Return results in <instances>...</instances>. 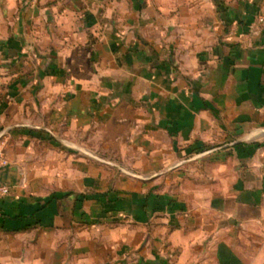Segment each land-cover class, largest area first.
<instances>
[{"label": "crops", "instance_id": "0c3cea01", "mask_svg": "<svg viewBox=\"0 0 264 264\" xmlns=\"http://www.w3.org/2000/svg\"><path fill=\"white\" fill-rule=\"evenodd\" d=\"M263 13L0 0V264H264Z\"/></svg>", "mask_w": 264, "mask_h": 264}, {"label": "built area", "instance_id": "2783aa9c", "mask_svg": "<svg viewBox=\"0 0 264 264\" xmlns=\"http://www.w3.org/2000/svg\"><path fill=\"white\" fill-rule=\"evenodd\" d=\"M257 23L264 26V13L260 14L257 17ZM7 164H8V161H7L6 156L4 154V150L0 149V175H1L2 169ZM10 193H11V188L7 184L3 183L1 181V178H0V198H4V197L8 196V195H10Z\"/></svg>", "mask_w": 264, "mask_h": 264}, {"label": "rangeland", "instance_id": "374dc122", "mask_svg": "<svg viewBox=\"0 0 264 264\" xmlns=\"http://www.w3.org/2000/svg\"><path fill=\"white\" fill-rule=\"evenodd\" d=\"M94 162H97V164H105L106 166H114L115 168H118L120 164L115 159V155H94L93 156Z\"/></svg>", "mask_w": 264, "mask_h": 264}]
</instances>
